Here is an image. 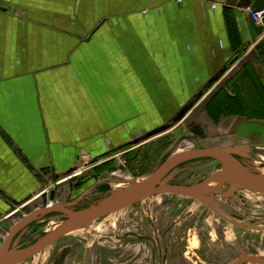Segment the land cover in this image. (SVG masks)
Segmentation results:
<instances>
[{"label":"crops","instance_id":"0c3cea01","mask_svg":"<svg viewBox=\"0 0 264 264\" xmlns=\"http://www.w3.org/2000/svg\"><path fill=\"white\" fill-rule=\"evenodd\" d=\"M263 7L264 0H0V248L23 217L51 204L58 185L54 203L63 202L65 185L83 175L73 174L82 154L101 160L188 130L207 142L202 148L244 146L262 158L264 115L215 118L209 106L219 93L204 112L193 111L249 68L261 92L264 21L256 25L251 11Z\"/></svg>","mask_w":264,"mask_h":264},{"label":"rangeland","instance_id":"374dc122","mask_svg":"<svg viewBox=\"0 0 264 264\" xmlns=\"http://www.w3.org/2000/svg\"><path fill=\"white\" fill-rule=\"evenodd\" d=\"M253 71L254 69L249 68L247 73L250 75H246V72H243L237 78L232 80L231 85L222 86L217 97V107L221 106V109H226L229 106L235 110L236 108L240 109L241 105L247 106L248 101H250V99L254 97L253 95H255V82H252V77L254 76L256 78V75H252ZM246 76H248L249 79ZM260 98L263 99L264 104V87L261 90ZM184 133L185 132H179L176 134V132H170L166 135H158L154 137L148 145L132 152H130L129 149L134 147L133 144L132 147L127 149L112 151L101 160H92L93 165L87 167L83 172V175L72 179V181L80 179L91 180L95 178L96 183H100L105 178L112 179L114 181L111 185L112 191L106 193L105 196L100 199L102 200L116 191L128 187L131 183H135L142 178L149 176L165 156L208 146L207 142L201 140L200 137L195 136L191 131L186 130V134ZM255 158L259 161L255 167L264 173V156L261 158V156H257L256 154ZM81 167L82 164L79 162V165L77 168L75 167L73 174H77V171H79ZM218 170H220V167L216 161L212 159H200L176 169L167 182L170 184H196L201 180L207 179ZM91 182L95 184L93 180ZM91 182L89 183V186L91 185ZM66 186H68V183L65 185V188ZM220 186L221 184L219 181L215 188H219ZM226 188L227 185L219 190L215 189V194L204 200L178 195L155 196L141 202L134 208L130 207L96 220L87 228L78 230L63 238H83V236L84 239H86L85 237L87 236H89V238H97L96 236L98 234L100 235V233L104 232L102 231L104 225L106 226V224L109 223L113 225L119 221H126V224L119 227L116 233L110 232L111 234L105 235L107 239L110 237L117 239V237L123 236L125 230L127 231L128 227L134 225V221L155 225L156 229L153 231L151 230L155 234L163 223L173 221L172 223L176 222L177 224H180L183 239L189 240V244H185V246L188 245L189 247L185 250L187 253L185 257H192V254L198 249L201 250L202 256L198 260L195 258L198 262L197 264H213L211 261L214 257H212L213 253L210 250L214 246L211 245L214 239L216 241L217 253H221L220 255H217L219 259L217 263L221 262L222 264H230L231 261L240 255V250L236 245H233L230 248L228 242L225 241V237H234L232 239L235 241V233L237 232L238 237H241V235H248L250 240L248 241V246L245 247L244 252L249 251L252 248L256 249L253 244H256L255 239L257 236L264 237V225L263 227L258 228L250 227V231L239 230L227 224L226 220L229 221L231 219L230 216L238 221L241 219L242 214L238 208L239 205H236L237 203L241 204L240 198L246 199L249 202V206L252 209H256L257 202H259L258 204L263 202L264 205V193L261 194L241 189L242 192L238 195L239 198H234L236 204L235 208L232 207V209L229 208L230 201L222 198L223 191ZM85 189V187H79L71 193L73 200H82L85 197V194L82 196L81 194ZM228 214L230 216H228ZM64 219L65 218H62L61 216H54V214L42 217L40 222L37 223L34 228L29 229L23 237H18L15 240V246L27 245L34 242L48 231L58 227ZM253 230H255V232H253ZM257 230L262 232H256ZM48 253L49 250H46L41 254L44 256L33 257L31 260L25 262L28 264H36V261L39 260L41 264H45V260L43 259H45V256ZM227 254H231V256Z\"/></svg>","mask_w":264,"mask_h":264},{"label":"water","instance_id":"95a60500","mask_svg":"<svg viewBox=\"0 0 264 264\" xmlns=\"http://www.w3.org/2000/svg\"><path fill=\"white\" fill-rule=\"evenodd\" d=\"M222 86H224V83L220 84L211 95L195 108L193 117L206 110L208 104L219 93ZM245 149L246 147L244 146H211L169 154L162 159L149 176L135 183H131L128 187L118 190L112 195L83 209L76 210L73 208L81 199L67 204L61 202L54 203L56 200L54 194L56 192L53 190L50 196L51 204L23 217L22 220L10 229L5 242L0 248V264H21L39 255L63 237L87 228L96 220L112 215L155 196L178 195L204 200L213 196L216 192L215 189L219 190L225 185L229 186L230 189L224 197L234 194L239 189L263 194L264 173L260 170H253L243 165L236 158V155H244ZM200 159L215 160L221 165V169L214 172L207 179L196 184H170L167 182L176 168ZM216 181H220L221 186L219 188L214 187ZM61 187V185H58L57 188L60 189ZM100 191L110 192L112 191V186L110 184H104L100 187ZM23 209L25 211L28 210L27 207ZM52 214H63L65 219L58 227L48 231L34 242L27 245L15 246L14 243L18 235L32 222ZM17 215H22V212H18ZM244 262L264 264V259L248 257L236 264Z\"/></svg>","mask_w":264,"mask_h":264},{"label":"flooded vegetation","instance_id":"af4514ba","mask_svg":"<svg viewBox=\"0 0 264 264\" xmlns=\"http://www.w3.org/2000/svg\"><path fill=\"white\" fill-rule=\"evenodd\" d=\"M255 153H244V155H236V158L245 166L258 170L255 166L259 162L255 159ZM215 161V160H214ZM194 162V161H193ZM192 162L183 164L178 168L190 164ZM221 169V165L216 161ZM176 168V169H178ZM175 169V170H176ZM174 170V171H175ZM94 181L95 184H93ZM203 180L197 182L200 183ZM91 185L89 186V183ZM114 181L111 179H103L100 183H96L95 178L91 180H77V181H69L67 188V192L63 198L64 204L72 203L77 201L73 200L71 193H73L79 187L86 188L83 193L85 197L80 200L73 208L83 209L90 204L98 202L102 197L105 196L108 192H101L100 187L104 184L112 185ZM105 189V188H103ZM229 186L223 191L222 198L230 201L229 208H235V200L234 198H239V194L241 189L236 191L234 194L224 197L226 193L229 192ZM55 198L57 197V193L60 192L58 188H55ZM51 193L49 194L50 199ZM241 204L239 205V209L241 211V219L235 220L234 217L230 216V220L226 223L235 229L241 230H249L250 227L258 228L263 227L264 225V205L263 202H257L256 209H252L249 206V202L246 199L240 198ZM141 203V202H140ZM137 203L132 208L136 207ZM130 208V207H128ZM232 208V209H233ZM127 209V208H126ZM231 209V210H232ZM233 211V210H232ZM256 211V213H255ZM252 214V215H251ZM23 215V213H22ZM53 215V214H52ZM54 216H61L65 218L63 214H54ZM244 220V221H242ZM39 221L32 222L24 231L27 233L29 229L34 228ZM173 222V221H172ZM166 222L163 223L158 232L155 234L152 232L155 228V225L151 223L144 222H136L134 221V225L127 228V231L123 233V236L115 238H108L105 235L111 234L110 232L116 233L119 227L124 226L126 221H119L116 224H106L104 225L103 233L98 234L97 238H89V236L85 237L86 239L77 237V238H62L58 240L55 244L49 247L46 250H49V253L45 256V264H197V260L202 256L201 250H198L192 254V257H185L187 253L185 252L188 249L189 240H185L182 237V232L180 229V224L174 222ZM152 230V231H151ZM107 231V232H105ZM172 231V232H171ZM250 231V230H249ZM171 232V233H170ZM255 232V230H253ZM256 232H262L257 230ZM234 233V231H233ZM21 235V234H19ZM18 235V236H19ZM227 235V233H226ZM235 241L232 239L234 237L228 238L225 237V241L228 242V246L231 248L233 245L239 247L240 255L236 257L230 264H236L237 262L244 260L248 257L260 258L264 259V237L257 236L256 244L253 246L256 248H252L249 251L244 252L245 247L248 246L249 236L238 237V232L235 233ZM254 238V237H253ZM27 240V239H26ZM215 240L213 239L212 244L214 245L211 248L212 259L211 262L216 264L219 261L218 256L221 253H217ZM235 242V243H234ZM24 244V243H23ZM227 245V244H226ZM185 246V247H184ZM244 247V248H243ZM45 250V251H46ZM44 251V252H45ZM231 251V249H230ZM42 252V254L44 253ZM249 253V254H245ZM183 254V255H182ZM230 255L231 254H227ZM44 255H40L42 257ZM183 256V257H182ZM185 257V258H184ZM197 258V260H195ZM32 259V258H31ZM29 259V260H31ZM27 262V261H26ZM24 262L23 264H28ZM35 264V263H34ZM36 264H41L38 260ZM217 264H222L218 262ZM241 264H262L256 262H244Z\"/></svg>","mask_w":264,"mask_h":264},{"label":"trees","instance_id":"16d2710c","mask_svg":"<svg viewBox=\"0 0 264 264\" xmlns=\"http://www.w3.org/2000/svg\"><path fill=\"white\" fill-rule=\"evenodd\" d=\"M244 72H246V74H249L247 73L248 70ZM260 93L259 92L255 93V95H253L254 97L251 98L250 101H248L247 106L241 105L240 109L236 108L235 110H233V108L229 106L226 109H221V106L217 107L218 101L216 98L209 106V111L215 116V118L220 117L222 114H246V115H251L250 117L252 118H262L264 115V104H263V99L260 98Z\"/></svg>","mask_w":264,"mask_h":264},{"label":"built area","instance_id":"2783aa9c","mask_svg":"<svg viewBox=\"0 0 264 264\" xmlns=\"http://www.w3.org/2000/svg\"><path fill=\"white\" fill-rule=\"evenodd\" d=\"M179 3L182 2V0H177ZM251 18L252 21L256 24V25H261L264 21V7L260 8V9H255L251 11ZM80 163L82 164V167L80 168L79 171H77V175L82 174L85 169L89 166H92V159L90 157H88V155L86 154H82L80 156Z\"/></svg>","mask_w":264,"mask_h":264},{"label":"bare ground","instance_id":"6f19581e","mask_svg":"<svg viewBox=\"0 0 264 264\" xmlns=\"http://www.w3.org/2000/svg\"><path fill=\"white\" fill-rule=\"evenodd\" d=\"M219 181H216L215 184H214V187L218 184Z\"/></svg>","mask_w":264,"mask_h":264}]
</instances>
